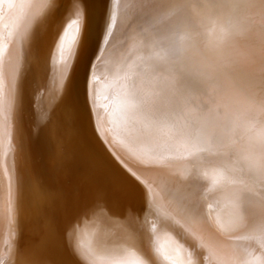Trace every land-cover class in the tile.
Listing matches in <instances>:
<instances>
[{
	"label": "bare ground",
	"instance_id": "obj_1",
	"mask_svg": "<svg viewBox=\"0 0 264 264\" xmlns=\"http://www.w3.org/2000/svg\"><path fill=\"white\" fill-rule=\"evenodd\" d=\"M137 2L69 12L68 0H0V264L72 260L41 243L33 200L37 182L73 199L43 130L70 67L80 81L90 73L85 128L118 185H107L111 209L131 206L73 229L79 264L264 259V0H147L142 12Z\"/></svg>",
	"mask_w": 264,
	"mask_h": 264
},
{
	"label": "snow or ice",
	"instance_id": "obj_2",
	"mask_svg": "<svg viewBox=\"0 0 264 264\" xmlns=\"http://www.w3.org/2000/svg\"><path fill=\"white\" fill-rule=\"evenodd\" d=\"M69 12H74L77 5H83L84 0H68ZM55 3V0H53ZM147 6V0H138L136 7L142 12ZM52 8L49 6L48 11ZM47 14V13H46ZM65 25L62 23L56 32V38L61 34ZM84 38V27L81 25L74 43L76 48L74 54L79 51ZM91 64V60H89ZM90 73L85 72L83 81L78 80L70 67L64 87L53 105V109L43 122L45 139L49 149V165L55 180H68L73 178V199L71 204H66L65 194L62 188L48 187L37 182L33 187V200L35 206L41 213L40 229L45 234L43 245L67 247L71 253L72 260L67 264H79L78 257L72 250L70 244V233L83 220L98 211H104L111 216L122 215L131 210V206H123L119 212H113L109 204V192L107 185L113 184V191L118 188L114 183V174L111 173L103 161L100 153L95 149L93 141L87 137L85 123L91 124L94 113L91 107L94 104L92 90L89 87ZM59 109L57 116L53 115ZM150 109L159 111L155 105ZM96 134L99 129H95ZM37 130L33 129V135ZM74 136L81 137V144L71 148L69 142ZM83 191V195H81ZM61 209L63 223L57 220L53 214L55 209ZM143 211V208L140 209ZM143 256V253L140 254ZM251 256V254H249ZM27 264H37L28 261ZM48 264V262H43ZM249 264H264V259L252 257Z\"/></svg>",
	"mask_w": 264,
	"mask_h": 264
}]
</instances>
